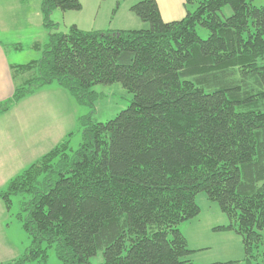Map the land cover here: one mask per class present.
<instances>
[{
	"label": "trees",
	"instance_id": "1",
	"mask_svg": "<svg viewBox=\"0 0 264 264\" xmlns=\"http://www.w3.org/2000/svg\"><path fill=\"white\" fill-rule=\"evenodd\" d=\"M251 1L184 0L185 15L166 22L156 0H137L129 10L147 28L60 32L51 13L80 2L41 0L47 42L30 44L39 59L10 66L0 113L53 82L90 107L96 84L132 99L105 122L79 117L76 150L65 139L7 181L0 199L23 196L30 244L0 264H46L49 246L62 264L98 251L97 264H193L179 225L198 216L201 192L244 251L209 264H264V5Z\"/></svg>",
	"mask_w": 264,
	"mask_h": 264
},
{
	"label": "rangeland",
	"instance_id": "2",
	"mask_svg": "<svg viewBox=\"0 0 264 264\" xmlns=\"http://www.w3.org/2000/svg\"><path fill=\"white\" fill-rule=\"evenodd\" d=\"M78 1L81 4L79 10L66 12L54 10L51 13L50 20L57 24L58 31L67 32L73 24L84 31L148 27L147 23L140 21L129 10L137 0ZM251 3L255 6H263L264 0H252ZM19 26L20 21L17 19L13 32H17L22 44L28 45L18 52L6 47L10 62L24 64L30 60L39 59L42 48L38 51L33 50L29 46L32 44V40L25 34L33 33V39L38 38L37 41L41 44L47 42L48 30L42 24L41 10L35 28H28L26 25L25 29L21 31ZM198 32L203 38L207 34L206 30L202 28H199ZM22 35L24 36L21 37ZM92 88L99 97L95 100L93 107H90L79 104L67 90L53 82L20 100L15 109L17 114L12 116V119H15L16 122L23 121L28 125L29 130L31 128L43 129L45 139L38 145L43 148L40 149V155L65 139H68L69 147L76 150L82 139V129L78 123L79 117L89 114L94 121L105 122L125 109L132 99V94L119 83L96 84ZM4 182L0 184V190L5 187V185L3 186ZM22 198L21 195L11 196L9 206H6L0 199V262L17 259L23 255L30 244V236L23 228L25 212L21 208ZM195 200L200 208V213L195 218L179 225L180 232L186 238L188 248L192 250L189 258L193 264L242 260L244 251L241 237L233 230L220 228V226L228 225L229 220L220 210L218 204L209 201L203 192L197 194ZM262 235L264 236V228ZM43 246L45 247V244ZM46 252V264H62L57 258L53 246L46 248ZM101 260V251L90 258L91 264H97ZM25 264H35V262L30 261Z\"/></svg>",
	"mask_w": 264,
	"mask_h": 264
},
{
	"label": "crops",
	"instance_id": "3",
	"mask_svg": "<svg viewBox=\"0 0 264 264\" xmlns=\"http://www.w3.org/2000/svg\"><path fill=\"white\" fill-rule=\"evenodd\" d=\"M156 2L163 21L181 19L186 13L184 0H156ZM38 15H40V0H0V102L9 98L13 91L10 73L13 62H10L6 47L21 43L17 32H13L15 23L19 19L21 31L26 25L28 28H35ZM33 35V33L25 34L32 43L38 39H33ZM18 103L0 113V184L5 181L3 186L31 161L41 156L40 149L43 148L38 145L45 139L43 129L29 130L28 125L23 121L16 122L12 119V116L17 114L15 109Z\"/></svg>",
	"mask_w": 264,
	"mask_h": 264
}]
</instances>
